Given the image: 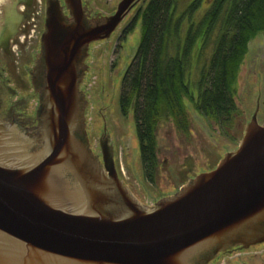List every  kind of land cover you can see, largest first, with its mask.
I'll return each instance as SVG.
<instances>
[{"label": "water", "instance_id": "obj_1", "mask_svg": "<svg viewBox=\"0 0 264 264\" xmlns=\"http://www.w3.org/2000/svg\"><path fill=\"white\" fill-rule=\"evenodd\" d=\"M132 1L98 27L87 24L81 0H66L71 24L50 11L37 138L0 142V264H209L264 244V126L256 115L236 152L154 208L119 178L107 140L105 167L94 154L84 61Z\"/></svg>", "mask_w": 264, "mask_h": 264}, {"label": "rangeland", "instance_id": "obj_2", "mask_svg": "<svg viewBox=\"0 0 264 264\" xmlns=\"http://www.w3.org/2000/svg\"><path fill=\"white\" fill-rule=\"evenodd\" d=\"M190 1L179 0L178 11ZM211 1L202 0L204 6ZM196 15L198 21L200 12ZM132 17L134 19L135 14ZM141 24L139 19L121 48L116 49L114 40L107 48L95 50L81 89L86 102L88 137L95 155L101 156L100 137L106 127L124 185L138 202L154 208L158 201L173 196L198 175L213 171L227 154L236 152L255 115L258 124L264 126V33L257 32L248 43L233 85L236 109L231 120L225 123L205 117L188 98H183L189 132L177 131L173 122L160 125L157 130L158 166L155 181L151 183L142 166L133 114L129 112L124 116L120 110L122 81L136 56L142 37ZM211 55L209 49L199 59L196 81L200 80V72ZM213 264H264V248L223 255Z\"/></svg>", "mask_w": 264, "mask_h": 264}, {"label": "trees", "instance_id": "obj_3", "mask_svg": "<svg viewBox=\"0 0 264 264\" xmlns=\"http://www.w3.org/2000/svg\"><path fill=\"white\" fill-rule=\"evenodd\" d=\"M178 2L149 0L140 18V46L122 85L121 112L133 113L142 166L151 183L158 166L160 125L173 122L177 131L189 132L184 97L205 117L231 120L236 109L233 85L248 43L257 32L264 33V0H217L203 19L190 24L187 35L182 20H174ZM195 48L202 54L214 51L197 81Z\"/></svg>", "mask_w": 264, "mask_h": 264}, {"label": "flooded vegetation", "instance_id": "obj_4", "mask_svg": "<svg viewBox=\"0 0 264 264\" xmlns=\"http://www.w3.org/2000/svg\"><path fill=\"white\" fill-rule=\"evenodd\" d=\"M124 1L125 0H81L83 15L87 24L92 27L106 24L109 18L118 13L120 6ZM216 1L217 0H212L208 5L204 6L202 0H191L181 12L178 11L177 4L174 20H182L181 27H183L184 35H187L190 24L192 22L198 23L203 19ZM145 2L146 0H133L129 7L124 11L122 21L112 31L109 38H101L89 45L87 56L84 61L85 70L82 83L85 82L89 73V61L94 56L95 50L97 48H107L108 43L112 44V41L114 40H116V49L118 47L121 48L125 41L124 39H126L127 35L141 18V14L149 0H147L146 5ZM50 11H56V14L58 11H61L63 19L67 23L71 24L74 22V17L71 14L66 0H4L3 3L0 4L1 140H17L21 135H29L32 138L37 136L35 131L39 127L38 113L41 108L42 99L40 83L43 81L44 76V39L47 34ZM199 12L201 17L197 21L195 17ZM134 14V19L133 17L130 18L131 16H134ZM204 54L205 52L203 54L199 53L198 49L195 48L192 51V55H194L195 59H193V65H197L199 59H201L199 56H204ZM213 55L214 51H212V55L208 62L212 59ZM82 83L80 85L81 92ZM122 95L123 91H121L120 96V110ZM130 113H132L131 110ZM101 140H107L109 145L106 127L100 137V148ZM107 149L112 153L114 167L121 179L119 169L116 167L113 148L109 145L107 146ZM105 155L107 156V152L104 154V151L101 148V156H97L103 167L106 166L104 161ZM261 248H264V244L254 246L249 250L232 248L220 253L209 264L215 263L223 255L239 254Z\"/></svg>", "mask_w": 264, "mask_h": 264}, {"label": "bare ground", "instance_id": "obj_5", "mask_svg": "<svg viewBox=\"0 0 264 264\" xmlns=\"http://www.w3.org/2000/svg\"><path fill=\"white\" fill-rule=\"evenodd\" d=\"M3 1H4V0H0V4L3 3ZM1 141H2V140L0 139V142H1ZM11 147H12V145H9V148H10V149H12ZM43 147H44L43 150L47 149V148H46V147H47V143H43ZM6 148H7V147H6ZM93 152H94V151H93ZM94 154H95V153H94Z\"/></svg>", "mask_w": 264, "mask_h": 264}]
</instances>
